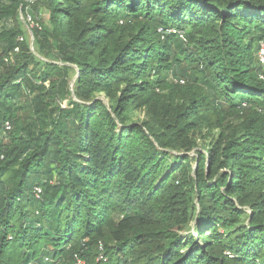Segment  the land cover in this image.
Here are the masks:
<instances>
[{
    "label": "trees",
    "instance_id": "trees-1",
    "mask_svg": "<svg viewBox=\"0 0 264 264\" xmlns=\"http://www.w3.org/2000/svg\"><path fill=\"white\" fill-rule=\"evenodd\" d=\"M260 44L264 0H0V264H264Z\"/></svg>",
    "mask_w": 264,
    "mask_h": 264
},
{
    "label": "built area",
    "instance_id": "built-area-1",
    "mask_svg": "<svg viewBox=\"0 0 264 264\" xmlns=\"http://www.w3.org/2000/svg\"><path fill=\"white\" fill-rule=\"evenodd\" d=\"M157 32L161 35L162 38L165 35H167V34L176 33L181 39H184L183 32H181V31H179V30H177L175 28H170L169 27V28L165 29V28L160 27V28L157 29ZM19 40H22V38H19ZM14 51L17 52L18 51V47H16L14 49ZM9 58L12 59V57L10 56V57L5 58V61H8ZM258 58H259V60H260V62L262 64V66L264 67V46H263V44H260V47H259V50H258ZM259 78L261 80H264V73H260L259 74ZM180 82L182 83L183 81L180 80ZM4 128H5L6 131L9 130L10 129V124L8 122H5ZM38 192H39V190H38ZM78 262H80V261H77V263Z\"/></svg>",
    "mask_w": 264,
    "mask_h": 264
},
{
    "label": "rangeland",
    "instance_id": "rangeland-1",
    "mask_svg": "<svg viewBox=\"0 0 264 264\" xmlns=\"http://www.w3.org/2000/svg\"><path fill=\"white\" fill-rule=\"evenodd\" d=\"M23 19V18H22ZM27 22L28 23H26V31L28 32L27 34H28V38H29V41H31V39H32V33H31V27L32 26H35V22H33L31 19H27ZM76 76V75H75ZM137 117H139V118H142L143 117V114L142 113H138L137 114ZM189 155L191 156V157H194V155H195V151L194 150H192L190 153H189ZM76 264H83V262H78V263H76Z\"/></svg>",
    "mask_w": 264,
    "mask_h": 264
},
{
    "label": "water",
    "instance_id": "water-1",
    "mask_svg": "<svg viewBox=\"0 0 264 264\" xmlns=\"http://www.w3.org/2000/svg\"><path fill=\"white\" fill-rule=\"evenodd\" d=\"M32 42H33V39H31V41H30V45H32Z\"/></svg>",
    "mask_w": 264,
    "mask_h": 264
}]
</instances>
